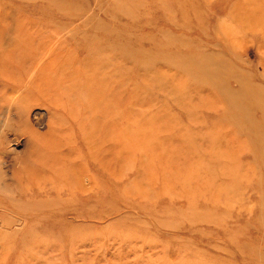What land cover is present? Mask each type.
<instances>
[{
  "label": "rangeland",
  "instance_id": "374dc122",
  "mask_svg": "<svg viewBox=\"0 0 264 264\" xmlns=\"http://www.w3.org/2000/svg\"><path fill=\"white\" fill-rule=\"evenodd\" d=\"M0 264H264V0H0Z\"/></svg>",
  "mask_w": 264,
  "mask_h": 264
},
{
  "label": "bare ground",
  "instance_id": "6f19581e",
  "mask_svg": "<svg viewBox=\"0 0 264 264\" xmlns=\"http://www.w3.org/2000/svg\"><path fill=\"white\" fill-rule=\"evenodd\" d=\"M9 110V109H8ZM2 114V113H1ZM2 116V115H1Z\"/></svg>",
  "mask_w": 264,
  "mask_h": 264
}]
</instances>
